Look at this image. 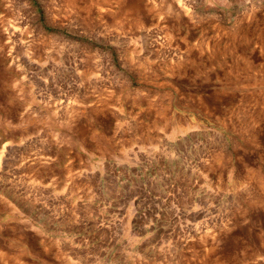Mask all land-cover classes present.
I'll return each instance as SVG.
<instances>
[{"label": "rangeland", "instance_id": "1", "mask_svg": "<svg viewBox=\"0 0 264 264\" xmlns=\"http://www.w3.org/2000/svg\"><path fill=\"white\" fill-rule=\"evenodd\" d=\"M0 264H264V0H0Z\"/></svg>", "mask_w": 264, "mask_h": 264}]
</instances>
